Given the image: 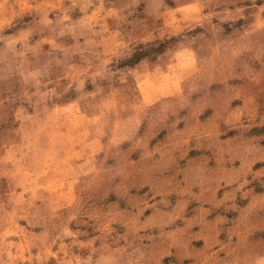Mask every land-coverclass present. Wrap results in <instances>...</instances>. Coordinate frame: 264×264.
<instances>
[{"label": "rangeland", "instance_id": "obj_1", "mask_svg": "<svg viewBox=\"0 0 264 264\" xmlns=\"http://www.w3.org/2000/svg\"><path fill=\"white\" fill-rule=\"evenodd\" d=\"M0 264H264V0H0Z\"/></svg>", "mask_w": 264, "mask_h": 264}]
</instances>
